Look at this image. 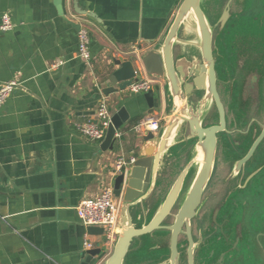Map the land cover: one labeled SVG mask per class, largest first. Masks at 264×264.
Returning a JSON list of instances; mask_svg holds the SVG:
<instances>
[{"label":"crops","instance_id":"obj_1","mask_svg":"<svg viewBox=\"0 0 264 264\" xmlns=\"http://www.w3.org/2000/svg\"><path fill=\"white\" fill-rule=\"evenodd\" d=\"M181 2L62 0L59 15L54 0H0V18L7 13L13 25L0 33V85L19 84L0 108V264H80L84 240L105 244L87 234L75 209L110 184L117 156H129L137 145L139 152L142 143L126 134L103 152L74 125L93 120L107 76L116 69L113 59L153 50ZM71 24L89 31L90 66L76 56L78 31ZM140 79L151 82L154 114L147 115L143 94L105 97L112 114L121 107L128 112L124 134L146 118L164 125L162 79ZM109 252L107 246L94 264Z\"/></svg>","mask_w":264,"mask_h":264},{"label":"water","instance_id":"obj_2","mask_svg":"<svg viewBox=\"0 0 264 264\" xmlns=\"http://www.w3.org/2000/svg\"><path fill=\"white\" fill-rule=\"evenodd\" d=\"M202 1L182 0L163 40L153 50L141 57L117 58L112 61L116 69L107 76L108 86L102 91L103 97L128 92L130 85L140 80L142 74L162 79L166 118L158 132H147L139 136L134 134L139 138L142 146L126 174L114 178L113 195L120 199L118 233L108 256L100 264H125L132 244L136 241L142 243L143 248L141 247L140 250H145L150 256L156 253L152 251L154 246L161 244L158 247H163L157 250L161 257H151L153 261L149 264L164 260L168 253V259L160 264H178L177 245L182 232L188 243L187 264H194L192 229L194 230V223L198 220L200 210L205 204H209L215 187L217 191L218 182L222 180L223 184L233 186L232 181L241 176L238 174L244 171V165L250 161L248 164L250 167L256 159L252 157L257 156L261 150L259 163L264 165V124L259 130L254 129L257 120L264 113V92L263 103H260L257 112L259 104L257 85H262L264 90V52L259 50L260 54H257L253 50L254 58H248L247 52L250 48L230 41L225 42L224 49L219 43L220 39L216 43V36L210 27L212 19L217 25L218 32L226 33L225 41L232 32L238 30L241 33L264 32L261 22L264 18V10L247 17L246 12H250L252 6L251 0H220L219 6L211 13L213 15L207 17L201 9ZM261 2L263 5L260 7L264 9V0H260ZM54 6L58 14L63 15L62 0H54ZM190 19L195 27V38L183 40L181 33L190 31L187 26ZM258 19L260 23L254 26ZM71 26L77 31L80 28L78 25L71 24ZM227 51L232 55L231 57H227ZM217 60L223 69L219 82L216 76ZM229 71L232 72L230 77ZM253 76L254 83L251 79ZM227 77L238 84L240 94L237 101L239 103L240 100L241 105H234V100L228 107L223 104L218 87L220 82L228 80ZM245 93L251 96L243 103L241 97H245ZM142 97L147 107V115L158 111L153 90L150 89ZM198 101H203V104L210 101L213 105L214 116L208 118V124L204 122L203 104L193 108ZM254 107L255 115L252 113ZM233 111L237 114L238 124L244 126L243 131L249 132L244 139L248 140L251 135H256L259 131L260 133L256 135L244 157L239 160H237L239 157H235L229 176L220 178V173L217 171L215 179L218 137L224 135L231 137L229 127L236 118L230 120L229 113ZM232 116L234 117V114ZM128 121L129 114L124 107L112 114L110 125L100 144L101 151L113 150L115 133ZM233 125L236 127V123ZM132 127L128 129L129 132ZM238 131L234 137L236 144L243 140ZM226 137H220L224 146L227 142L223 138ZM199 154L200 162L197 161ZM225 155L227 157L229 154L225 153ZM223 159L224 157L220 156L221 162ZM173 175L175 178L172 180ZM252 177L253 174L246 181L243 180L245 181L243 187H234L227 195V202L234 195L243 193L248 181L253 180ZM210 184H214V187L208 190ZM221 189L222 187L219 191ZM207 209L206 224L209 223L210 218L214 219L218 215V213L210 214V207ZM86 231L89 236L102 237L103 234L102 229L96 227H89ZM147 235L151 240V245L148 246L145 245V241L149 239H143ZM202 238L200 236L198 240ZM106 249V245L101 243L84 251L80 264L96 263V259Z\"/></svg>","mask_w":264,"mask_h":264},{"label":"rangeland","instance_id":"obj_3","mask_svg":"<svg viewBox=\"0 0 264 264\" xmlns=\"http://www.w3.org/2000/svg\"><path fill=\"white\" fill-rule=\"evenodd\" d=\"M242 1V0H239ZM252 1V6L250 7L249 11L250 12H246V16L247 17H252L253 15H256L258 11H263L264 9L260 7L261 3L260 0H251ZM219 2L220 0H203L201 2V9L203 11V13L207 16L210 17L214 8H217L219 6ZM264 13V12H263ZM257 17H254V19ZM263 19V21H262ZM261 19L262 25L264 26V18ZM249 21V20H247ZM258 23H260V20L258 19V21H256L257 25ZM216 23H214V21L211 19L210 20V27L213 30L214 35L216 36V43H219L222 45V47L225 49L226 45L225 42H233L236 44H239L241 46L250 48L252 50H254L257 54L260 52H264V32H245V33H241L239 30L236 32H232L229 37L228 40L225 41V36L226 33L223 32H218V28L217 25H215ZM187 26L190 28L189 32L186 33H181V37L183 40H189V39H194L195 38V27L194 24L192 22V20H189V24H187ZM241 36V37H239ZM224 55H226L225 52H223ZM262 55V54H261ZM232 55L227 51V57H231ZM242 59V58H241ZM232 75V72L229 71V77ZM228 78V80H225L223 82L219 83V93L222 99V102L225 106H229V103L232 102V100H234V105H241L240 100L239 103L237 101V99H239V88H238V84H236V81H232L231 78ZM236 78H238V75L236 74ZM252 79V83L255 82V77H251ZM263 92L264 90L262 89V85H257V98L259 100V104H258V108H257V112H259L260 109V103H263ZM250 94L249 93H245V97H241L243 103L246 100L250 99ZM195 104V102H194ZM203 104V101H198L197 104H195V106L193 107L198 108L199 105ZM246 108V107H245ZM203 110L205 112V117H204V122L206 124H208V118L210 116H214V109H213V105L210 101H207L206 103L203 104ZM234 114V117L232 116ZM232 113H229V119L233 121V119L236 118V120H234V122L236 123V127L233 125L235 124L234 122H232V124H230L229 127V131L231 132L230 135L231 137L228 138V136L226 137V135L224 136H220V137H226L223 138V140L225 142L228 143V150L231 152H235V147L236 145V140L234 139V137L237 134V131H243L244 130V126L243 125H239V121H238V117H236V113H234V111ZM252 113L255 115V107L252 110ZM232 114V115H231ZM257 126L254 129H258L260 128V126H262L264 124V113L262 114L261 118L257 120ZM250 128V126H249ZM126 133L124 134V136L122 137L123 139L126 138V134H128L130 137H134L135 139H137V141L139 140L138 137H135L134 134L130 131H125ZM139 136V135H137ZM248 143V141L246 139L243 138V140H241V144H246ZM133 144V142L131 143V145ZM138 145L137 147H135L136 149L133 150V152H135V155L137 154V149H138ZM261 154H262V150L257 154V156H254L253 158H256L254 160V163L247 168V173L244 175V177H247V175H249L250 173H253V175H257V173L260 171V175L258 177H256L251 185H248V189H245L243 191V193H240L238 196L234 195V192L232 195H234L230 200H228L227 202V195H229L232 191V189L235 187L238 188L239 187H243V184L245 183V181L243 182V180H247L248 178L244 179V177L238 176L236 177L232 182H233V186H227L225 183L218 182L217 184V191H216V187H215V191L212 192L211 195V199L209 201V204H205L204 207L200 210L199 212V216L197 217V221H195L194 223V230H195V237L199 238L200 236L203 237L204 243L202 246V253H209L212 255V264H227V261L230 259L228 258V255H233L234 252L229 250V244H226L224 242V240L222 239V235H228L230 236L231 241H233V236L235 235L236 237L242 238L244 236L245 239V234L250 233L251 235H254V233H260V235H264V165H262V163H259L261 160ZM125 156V155H124ZM128 155H126L124 158H127ZM226 160V156H224V159L222 160V162H224ZM114 167V165L112 166ZM225 174L224 173H220L219 177L223 178ZM174 175L172 177V180L174 179ZM217 178V175L215 176V179ZM224 181V180H223ZM241 182V183H240ZM187 186V185H186ZM221 191H219V188H221ZM186 189V187L184 188V190ZM231 201V202H230ZM207 202V201H206ZM207 207H210V214H215L218 213V215L213 219L210 218L209 223L206 224L205 222V218L207 215ZM240 207H242V210H240ZM220 217H224L228 219V223L225 226L223 224V222H219L217 220H219ZM242 217L244 219H247L248 217H251L250 220V224L245 221L244 225H243V230L242 228L238 225L239 223V218ZM260 223V225L258 226V224ZM262 223V224H261ZM254 230L251 232H248V230ZM254 232V233H252ZM149 236H144L143 239H149ZM238 238V239H239ZM168 236L165 238V242H167ZM264 236H260V242L258 241V243L260 244L259 249L261 250L260 252V258L261 260L264 261V253L262 251H264V242H263ZM165 242L163 244H165ZM238 242V241H237ZM257 243V245H258ZM151 245V240H146L145 241V245ZM161 244H158L157 246H160ZM250 245V244H248ZM237 249L241 250L242 254L243 253H247L248 250L246 247L243 246L241 240L239 241V244L237 243ZM111 248V247H110ZM148 254L146 253V251H140L139 254H137L136 258H133L132 262L136 263L138 262V260H143L145 259V257ZM165 255V254H164ZM108 256V254L104 257L106 258ZM149 257L152 258H158L159 254L155 253L153 254V256L148 255ZM234 256V255H233ZM237 254L233 257V259H236ZM147 258V257H146ZM238 259V258H237ZM247 260V256L245 257V262ZM144 264V262L142 263ZM263 264V263H262Z\"/></svg>","mask_w":264,"mask_h":264},{"label":"built area","instance_id":"obj_4","mask_svg":"<svg viewBox=\"0 0 264 264\" xmlns=\"http://www.w3.org/2000/svg\"><path fill=\"white\" fill-rule=\"evenodd\" d=\"M13 25L10 16L7 13L2 14L0 18V33H6L12 29ZM78 49L77 58L85 65L90 66L91 55L89 51L90 37L86 27L81 26L77 34ZM62 65V62L54 63L51 67L55 69ZM19 87L15 81H9L0 85V108ZM151 89V82L140 79L132 83L128 88V92L132 95H139L148 92ZM112 112L105 98L98 103L93 120H87L75 123V132L88 141L101 143L105 137L108 126L110 125ZM160 129V121L152 118H146L131 128V132L137 135H144L147 132L156 133ZM124 133L117 131L114 135L115 142L121 144ZM136 155L132 151L127 158L117 156L114 162V171L112 173L111 182L105 186L97 196L84 199L79 202L75 211L82 226L87 229L89 227L101 228L102 237L105 239L106 247H111L118 233V216L120 210V199L113 195L114 178L121 174H126L130 165L135 161ZM84 251L93 248V245L86 240L83 242Z\"/></svg>","mask_w":264,"mask_h":264},{"label":"flooded vegetation","instance_id":"obj_5","mask_svg":"<svg viewBox=\"0 0 264 264\" xmlns=\"http://www.w3.org/2000/svg\"><path fill=\"white\" fill-rule=\"evenodd\" d=\"M215 63H216L217 81L219 82V81H221L220 77H221V72H223V69L221 67V64L219 63V60H217ZM238 133L243 138H246L247 135L249 134L248 131H243V132L238 131ZM259 133H260V131L256 135H258ZM256 135L255 134L251 135L247 140L248 143H246V144L237 143L236 144L237 146L235 147L236 148L235 152L229 151L227 148L228 143H226L227 147L224 146L222 139H220V137H218V152H217V157H216L217 159H216V164H215V175H216L217 171H219V173H224L225 174L224 176L228 177L230 172H231V169L233 167V164L235 162L234 161L235 157L236 158L239 157L237 159V160H239L246 155L251 144L255 140ZM225 153H228L229 155H227L226 160L224 162H221L220 156L221 157L226 156ZM220 162H221V164H220ZM249 162L244 165L245 166L244 171H242V173H239L238 175H241V177H244V175L247 173V168H248ZM219 164H220V167H219ZM259 173H260V171L257 173V175H253V177H252L253 180L260 175ZM252 174H254V172L247 175V177H244V179L250 177V175H252ZM253 180H249L248 185H251ZM248 185H246L244 187V190L245 189L249 190ZM213 187H214V184H210L208 186V190L212 189ZM240 210H242V207H240ZM250 220H251V217H248L247 219L240 217L238 225L242 228L245 221L247 222V224L248 223L250 224ZM217 221L223 222V224L225 226L228 223V219L224 218V217H220L219 220H217ZM259 225H260V223L258 224V226ZM242 230H243V228H242ZM251 231H254V230H250V229L248 230V232H251ZM194 233H195V230L192 229V238H193V242H194V258H193L194 264H212V258H213L212 255L209 253L203 254L201 252L202 246L204 243L203 238L201 240H198V238H196L194 236L195 235ZM252 233H254V232H252ZM260 236H264V235H260V233H254V235H251L250 233H247V234H245V239H244V236L242 238H239V237L235 238V235H234L233 236L234 239H233V241H231L230 236L222 235V239L224 240V242L226 244H229V250L234 252L233 253L234 256L237 254L236 257L238 258V259L237 258L233 259V257H234L233 255H231V256L228 255V258H230V259L227 261V264H262V263L264 264V261L261 260V258H260L261 250L259 249L260 244L258 243V241L260 242ZM240 240H241L243 246L246 247L248 250V252L246 254L245 253L242 254L241 250L237 249L238 246L237 245L235 246V242L238 241L237 243L239 244ZM263 242H264V239H263ZM257 243H258V245H257ZM141 244L142 243L140 241H136V242H134V244H132V247H131L130 252L127 256L125 264H142L143 262H144V264H149V263H151V261H153V259L147 255L146 256L147 258L145 257V259H143V260L139 259L138 262H136V263L132 262L133 258L137 257L136 255H137V253H139V250L143 248L141 246ZM248 244H250V245H248ZM162 248L163 247L154 246L152 251H155L156 253L159 254V252L157 250H160ZM187 248H188V243H187V240H186L184 233L182 232V234L179 236L178 245H177L178 264H187ZM167 249H168V246H167ZM262 252L264 253V251H262ZM167 253H168V251H167ZM168 256H169V253L164 260L158 261L155 264H160L162 262H165L168 259ZM246 256H247V260H246L247 262H245ZM160 257L161 256L159 255V258Z\"/></svg>","mask_w":264,"mask_h":264},{"label":"trees","instance_id":"obj_6","mask_svg":"<svg viewBox=\"0 0 264 264\" xmlns=\"http://www.w3.org/2000/svg\"><path fill=\"white\" fill-rule=\"evenodd\" d=\"M261 5H263L262 2H261ZM235 26H236V25H234V27H235ZM261 29H262V28H261ZM247 57H248V58H254V51H253L252 49H250V50L247 52ZM137 122H138V121L134 122L133 125L136 124Z\"/></svg>","mask_w":264,"mask_h":264},{"label":"bare ground","instance_id":"obj_7","mask_svg":"<svg viewBox=\"0 0 264 264\" xmlns=\"http://www.w3.org/2000/svg\"><path fill=\"white\" fill-rule=\"evenodd\" d=\"M200 160H201V155L199 154L197 157V161L200 162Z\"/></svg>","mask_w":264,"mask_h":264}]
</instances>
